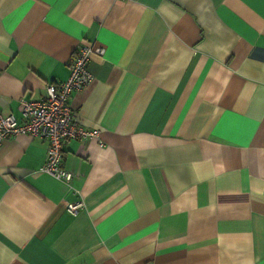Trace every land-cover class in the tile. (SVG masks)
I'll return each instance as SVG.
<instances>
[{
    "label": "crops",
    "instance_id": "obj_1",
    "mask_svg": "<svg viewBox=\"0 0 264 264\" xmlns=\"http://www.w3.org/2000/svg\"><path fill=\"white\" fill-rule=\"evenodd\" d=\"M88 41L98 138L64 142L68 184L1 141L0 264H264V0H0V114Z\"/></svg>",
    "mask_w": 264,
    "mask_h": 264
},
{
    "label": "built area",
    "instance_id": "obj_2",
    "mask_svg": "<svg viewBox=\"0 0 264 264\" xmlns=\"http://www.w3.org/2000/svg\"><path fill=\"white\" fill-rule=\"evenodd\" d=\"M102 45L80 42L67 61L68 74L65 80L46 84V95L38 99L20 97L18 109L21 117L0 114V143L8 136L25 134L46 140L44 161L40 171L68 184L73 177L62 166V146L70 138H98L97 129L80 125L72 116L69 106L70 94L81 89L91 79L89 62L92 53L102 54ZM100 143V140H98ZM83 206L82 200L69 202L66 209L76 213ZM141 264H150L148 262Z\"/></svg>",
    "mask_w": 264,
    "mask_h": 264
}]
</instances>
